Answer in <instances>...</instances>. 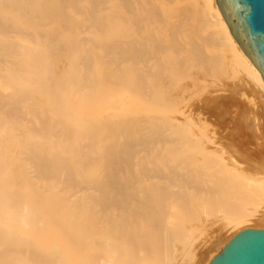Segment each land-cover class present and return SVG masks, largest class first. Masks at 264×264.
<instances>
[{
  "label": "bare ground",
  "instance_id": "bare-ground-1",
  "mask_svg": "<svg viewBox=\"0 0 264 264\" xmlns=\"http://www.w3.org/2000/svg\"><path fill=\"white\" fill-rule=\"evenodd\" d=\"M263 223L264 79L217 0H0V264H210Z\"/></svg>",
  "mask_w": 264,
  "mask_h": 264
},
{
  "label": "water",
  "instance_id": "water-1",
  "mask_svg": "<svg viewBox=\"0 0 264 264\" xmlns=\"http://www.w3.org/2000/svg\"><path fill=\"white\" fill-rule=\"evenodd\" d=\"M231 34L264 79V0H217ZM210 264H264V229L236 235Z\"/></svg>",
  "mask_w": 264,
  "mask_h": 264
},
{
  "label": "rangeland",
  "instance_id": "rangeland-1",
  "mask_svg": "<svg viewBox=\"0 0 264 264\" xmlns=\"http://www.w3.org/2000/svg\"><path fill=\"white\" fill-rule=\"evenodd\" d=\"M200 87H201V86H200ZM193 89H194V90L191 89L193 92H192V91H190V92H191V93H194V91H196L197 94H195L196 92L194 93L195 95H198V97H196V100H197L198 98L200 99V95H201V94L199 95V92H198V91L201 92V90H200L199 88H197V90L199 89L198 91L196 90V88H193ZM188 95H190V93H189ZM195 95H194V96H195ZM192 96H193V95H191V97L189 96L190 98L188 97V99H190V102L192 101V104H193V103L195 102V97L191 100ZM202 96H203V95H202ZM203 97H206V96H203ZM199 99H198V100H199ZM193 100H194V102H193ZM200 102H201V99H200ZM188 104H189V103H188ZM188 104H187V105H188ZM190 104H191V103H190ZM231 126H232V127H231ZM246 126H249V123H246ZM224 127H225V128H228V127H229V129H230V128H233V125H232V124H230V125H229V124H226ZM246 132H247L248 135H251V136H254V135H255V134H253L252 132H250V130H248V129L246 130ZM261 229H264V223L262 224ZM211 242H213V241H209L210 244H211ZM220 245H221V244H219V245H214V246H216L215 249H218Z\"/></svg>",
  "mask_w": 264,
  "mask_h": 264
}]
</instances>
